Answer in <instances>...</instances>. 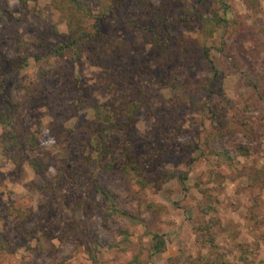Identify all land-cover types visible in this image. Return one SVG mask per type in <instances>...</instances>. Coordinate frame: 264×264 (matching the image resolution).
<instances>
[{
	"label": "rangeland",
	"instance_id": "374dc122",
	"mask_svg": "<svg viewBox=\"0 0 264 264\" xmlns=\"http://www.w3.org/2000/svg\"><path fill=\"white\" fill-rule=\"evenodd\" d=\"M160 2L128 0L107 15L96 65L85 49L80 63L69 49L43 55L42 42L67 41L50 0H0V50L15 61L0 67V113L12 123L0 124V244L7 246L0 264H91L84 244L120 241L127 222L102 221L106 202L94 181L142 220L127 242L98 252V264H125L149 232L164 236L166 250L146 264H208L200 258L216 254L240 264L239 252L264 264V0H225V12L219 0L207 1L228 21L204 42L217 74L198 47L201 5L173 2L162 23ZM138 99L144 109L128 121L122 110ZM94 103L113 105L127 120L112 140L132 160L121 156L112 171L87 161L96 157L89 148ZM12 131L34 140L35 147H20L17 161L4 147ZM238 144L248 154L233 162L210 152ZM22 156L57 168L35 172ZM78 164L90 177L63 174ZM137 178L152 183L141 187ZM216 220L214 245H203L194 225Z\"/></svg>",
	"mask_w": 264,
	"mask_h": 264
},
{
	"label": "trees",
	"instance_id": "16d2710c",
	"mask_svg": "<svg viewBox=\"0 0 264 264\" xmlns=\"http://www.w3.org/2000/svg\"><path fill=\"white\" fill-rule=\"evenodd\" d=\"M28 1L35 0H20L22 4L27 3ZM128 0H50V5L60 13V18L65 22L67 28V41L63 44H58L57 47H54L50 42H42L43 37L39 38L42 42L41 46L47 50L43 55H55L62 56L66 49H69L72 52V58L76 59L80 63V54L84 49L88 51L96 60L94 63L99 65L100 61V52L103 42L107 40L106 35L100 30L99 25L102 20L107 16L112 14L115 10L122 8L127 4ZM176 1H190V0H161L158 10L165 13V15H160L156 12V20H160L162 23L167 20V12L170 8V5ZM208 0H197V5H201L203 11L198 14V31L200 37L203 38V42L198 43L199 49H204L203 55L206 58L211 66L214 74H217L218 70L215 68V63L209 55L208 50L204 46V42L207 39H210L214 33H216L224 23H227L225 16L217 12L213 7L207 5ZM96 5L95 10L92 8V5ZM219 4L222 6L224 12L227 9L225 0H219ZM180 21L184 26H190V22L186 15L180 17ZM158 23V22H157ZM49 31L57 34V30L54 26H51ZM45 43V44H43ZM42 57V56H41ZM40 58L35 56V61H39ZM15 65L14 59L9 58L3 51L0 50V67L9 66L13 67ZM143 101L137 100L133 103L127 104L122 110L127 120L130 121L136 117L137 113L142 111ZM121 110H118L111 104L107 103H94L93 104V114L95 125L92 128V134L89 140V148L91 151L95 152V158H88V162H93L98 169L112 171L114 169L115 163L121 156H125L128 160H132L130 152L128 151L125 144H121L118 149L114 148L112 138L115 136L114 131L120 129L125 124L127 120H121ZM0 124L4 127H12V123L8 120L3 113H0ZM13 134L6 143L4 147L8 156L17 161L19 156L18 152L21 146L25 147V143H31L34 146V140H25L23 138L17 139L14 131ZM32 147V148H33ZM210 152L212 155H215L225 161L233 162L239 156H245L248 154L247 148L238 144L230 150H219L211 149ZM25 161L28 165L38 173L43 174L50 169H56L52 163L43 162L38 158L22 156L21 161ZM78 168L69 172V170H63V174L70 175L73 174L78 176L90 177L88 172L84 171L85 165L78 164ZM68 167H72V164L68 163ZM131 168L136 170L133 162L131 163ZM88 175V176H87ZM167 172L163 171L159 175L160 181H166ZM181 179H184L182 175L179 176ZM137 182L141 187H146L151 185V180L145 178H137ZM94 190L99 195V197L106 202L105 212L102 217V221L108 220L112 217H118L127 222V225L118 230V234L121 236L120 241L115 243L104 244L96 239L91 244H84L86 252L88 254V259L91 264H98L97 253L102 250L113 251L117 248L120 242L125 243L128 241L129 237L133 234V229L139 225L142 220L140 216L136 213H131L120 207L121 202L117 200L116 194H112L109 191L103 189L94 181ZM82 205V203H79ZM210 209L213 210V206L208 205L204 207V213L208 214ZM216 210V208H214ZM218 224V220L215 222L203 221L200 225H194V231L197 236V239L203 244L212 247L214 245L216 234L212 231L214 224ZM149 237L147 242H144L140 245L138 252L132 256L125 264H146L154 256L159 253H162L166 250V240L163 235L158 233L149 232L147 234ZM5 243V242H4ZM1 250L7 249L2 242L0 244ZM240 260V264H255L254 261L248 257V254H242L239 252L237 257ZM201 261H206L208 264H228L226 263L220 255L216 254L214 258L202 256ZM66 259L56 260L54 264H66Z\"/></svg>",
	"mask_w": 264,
	"mask_h": 264
}]
</instances>
